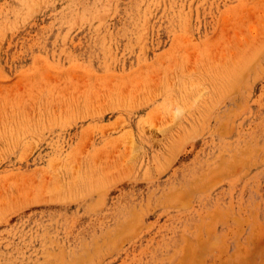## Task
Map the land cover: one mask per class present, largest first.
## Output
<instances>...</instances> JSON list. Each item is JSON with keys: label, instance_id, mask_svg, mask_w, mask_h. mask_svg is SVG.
I'll use <instances>...</instances> for the list:
<instances>
[{"label": "rangeland", "instance_id": "obj_1", "mask_svg": "<svg viewBox=\"0 0 264 264\" xmlns=\"http://www.w3.org/2000/svg\"><path fill=\"white\" fill-rule=\"evenodd\" d=\"M0 264H264V0H0Z\"/></svg>", "mask_w": 264, "mask_h": 264}]
</instances>
